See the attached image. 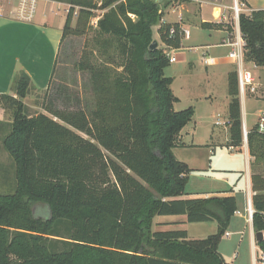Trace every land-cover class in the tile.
Segmentation results:
<instances>
[{"label": "trees", "instance_id": "16d2710c", "mask_svg": "<svg viewBox=\"0 0 264 264\" xmlns=\"http://www.w3.org/2000/svg\"><path fill=\"white\" fill-rule=\"evenodd\" d=\"M54 1L69 8L49 87L40 94L43 112L28 114L23 99L33 87L25 74L13 78L15 97L0 95L11 116L0 122V153L12 160L14 176L13 191L0 194V264H225L218 246L235 199H182L192 170L173 155L194 115L192 108L174 109L173 80L164 74L167 51L181 47L179 24L162 23L155 0ZM97 11L104 13L93 29ZM158 25L162 47L150 51ZM239 29L245 63L264 68V12L240 14ZM83 36L73 71L87 75V95L56 81L64 42ZM228 97V145L240 148L236 71L228 75ZM247 148L255 169L264 162L256 127ZM255 172L252 227L263 233L257 245L264 254V176ZM36 204L49 208L48 219L33 215ZM171 215L216 222L217 232L188 240L185 231H153L155 217Z\"/></svg>", "mask_w": 264, "mask_h": 264}, {"label": "crops", "instance_id": "0c3cea01", "mask_svg": "<svg viewBox=\"0 0 264 264\" xmlns=\"http://www.w3.org/2000/svg\"><path fill=\"white\" fill-rule=\"evenodd\" d=\"M40 1L42 4L39 10L36 7L32 21L25 22L15 18L17 2L0 0V95L15 97L12 82L16 74L28 77L33 87L29 96L40 97L49 87L65 23V19L57 14L60 11L57 7L65 5L54 0ZM155 1L160 7L164 6L162 23H178L182 32H188L179 49L168 50L175 62L164 71L165 76L173 80L171 90L177 98L174 109L192 108L194 112L192 120L179 135L178 147L173 150L174 157L192 170L182 199L234 197L236 212L226 232L229 235L224 236L230 243L246 241L251 246L254 264V255L258 251L256 233L247 213L248 206L252 208L254 195L249 152L243 145L229 147L228 117L224 120L219 115L224 110L228 113V75L235 72V65L227 58L230 51L228 34L233 30L230 9L233 0ZM243 2L249 12L264 11V0ZM206 9L211 10L212 19L207 16ZM166 13L176 16L170 20ZM201 24L217 27L205 29ZM158 27L153 28L154 41L162 47L158 42ZM196 52L197 55L191 54ZM259 69L264 71V68ZM253 112L256 118L264 113ZM0 122H11L10 114L1 108ZM242 126H245L243 118ZM153 231H185L188 240H201L216 234L217 223H189L184 215L157 216ZM222 239L218 252L227 264Z\"/></svg>", "mask_w": 264, "mask_h": 264}, {"label": "rangeland", "instance_id": "374dc122", "mask_svg": "<svg viewBox=\"0 0 264 264\" xmlns=\"http://www.w3.org/2000/svg\"><path fill=\"white\" fill-rule=\"evenodd\" d=\"M96 1L100 2L101 0H96ZM9 2L16 3L17 0H9ZM41 4L42 2L38 0L36 4L37 10H39ZM64 5L65 6L57 7V9H59L60 11L59 12L56 11V12H58L57 14H59V16H62L65 19L69 7L66 4ZM160 8L162 11H164L163 5H161ZM103 13L104 12L102 11L95 12L94 16L90 19L89 26H91L94 29L96 26L94 24L97 23L98 19L101 17ZM210 13L211 10L206 9V14L208 17H211ZM167 16L168 19L172 20L175 18L176 15L172 13L169 14L166 13V17ZM210 19H212V17ZM75 23H76V17L74 16L72 21V27L75 26ZM88 36H90V33L88 34ZM84 42H85L84 36L79 38L69 37L68 39H66L63 45L61 60H59V64L56 68L57 72L61 73V75L58 79L56 78V81L58 83H62L65 84L66 86H69V88L72 91H76V93L83 92L84 95H87L88 93L87 75L74 73L73 71L74 64L78 62L80 59ZM191 54L197 55L198 52ZM234 69L236 71V66H234ZM245 69L250 71L257 85L255 89V93L250 94L246 92L243 96L240 95L243 124H245V126L248 128V131H250L253 128V126L255 127V123L257 120V118L254 117L253 110L258 112L261 111L264 112V71L262 72V69L256 67L254 68L251 64H246ZM261 72L263 75H260ZM41 98L42 97L32 95L23 99V103L28 108V114L37 115L43 112V107L41 106L43 101L41 102L42 100ZM45 98L48 99V97ZM55 105L57 107L60 106V108L63 107V105L60 102H58V104L56 103ZM219 115L223 119L226 118V116L228 117V113L227 112L225 113V110L224 112L221 111ZM7 156H8L7 153L5 154L2 152L0 153V194L10 193L13 191V187H14V176L11 167L12 160L8 156L10 160L9 161ZM250 170H251V175L252 173H254L255 170L256 171L255 173H259L262 176H264V162H261L260 165L254 169L253 159L250 157ZM32 211L35 217H40L43 219H48L50 217L49 208L45 205L36 204L34 205ZM221 247L224 250L225 253L224 258L227 264H252L251 246L248 245L246 241H244L243 243H241V241L240 243H232V242L230 243L229 241H227L226 237L224 236L221 242ZM257 250L258 252L261 251L258 245H257Z\"/></svg>", "mask_w": 264, "mask_h": 264}, {"label": "built area", "instance_id": "2783aa9c", "mask_svg": "<svg viewBox=\"0 0 264 264\" xmlns=\"http://www.w3.org/2000/svg\"><path fill=\"white\" fill-rule=\"evenodd\" d=\"M37 1L38 0H17L15 18L19 21H32L35 14ZM230 9L233 13V30H231L232 32L230 31L228 34L227 46L230 48V51L227 55V58L236 66L239 96H243L246 92L253 94L255 93L257 85L250 71L245 69L246 63L244 52L246 42L239 29V15L242 13L250 14L251 12L245 8L243 0H233V4ZM182 33L183 37L188 35V32ZM171 34H173V30H171ZM166 54L169 59V63L175 62V58L172 57L168 51ZM255 127L258 133L264 135V113L258 116ZM248 133L249 131L246 130V127L242 126V139L243 146L245 147H247ZM247 213L249 221H252L253 209L251 208V205L248 206ZM225 234L226 236L229 235L228 233ZM254 264H264V254L262 251H257L256 255H254Z\"/></svg>", "mask_w": 264, "mask_h": 264}, {"label": "water", "instance_id": "95a60500", "mask_svg": "<svg viewBox=\"0 0 264 264\" xmlns=\"http://www.w3.org/2000/svg\"><path fill=\"white\" fill-rule=\"evenodd\" d=\"M157 47V42L153 41L152 44L149 46V50L152 51ZM256 237V242L259 243L261 241H263V233H256L255 234Z\"/></svg>", "mask_w": 264, "mask_h": 264}]
</instances>
